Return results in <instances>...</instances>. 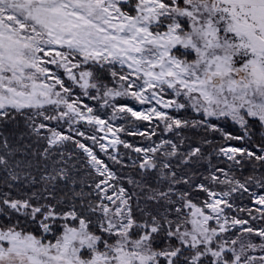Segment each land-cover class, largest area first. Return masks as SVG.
<instances>
[{
  "label": "snow or ice",
  "instance_id": "snow-or-ice-1",
  "mask_svg": "<svg viewBox=\"0 0 264 264\" xmlns=\"http://www.w3.org/2000/svg\"><path fill=\"white\" fill-rule=\"evenodd\" d=\"M0 184V264H264V0H0Z\"/></svg>",
  "mask_w": 264,
  "mask_h": 264
},
{
  "label": "trees",
  "instance_id": "trees-1",
  "mask_svg": "<svg viewBox=\"0 0 264 264\" xmlns=\"http://www.w3.org/2000/svg\"><path fill=\"white\" fill-rule=\"evenodd\" d=\"M140 124H141L142 126H145V127L147 126V122H140ZM12 127H13L12 125H9V131L12 130ZM65 127H66V126H65ZM82 127H84V126H82ZM188 135H189V136H193L192 133H189ZM121 138H122V139H128V140H130V141L133 142V143H139V142H140V138H139L138 136H137V137H129V136H127L125 133H121ZM209 138H210V139H215V140H216L217 147H219V146H225V147H226V146H228V145L237 146V143H238V142H236V141H224L223 143H221V141H222V137H220L219 134H217L216 137H209ZM80 139H82V141H83V138H80ZM84 142H86L89 146H92V142H91V141H84ZM69 147H71V146H69ZM118 147L120 148V150H121L122 152L124 151V149H123V145H120V146H118ZM94 150L97 152V155H98L100 158H102L105 162L111 164V161L108 160V157H107L106 154L101 153V152L99 151L98 148H95ZM213 162H214V163H217V161H216V159H215V156H213ZM222 162H223V158H221V161H220L219 163H222ZM225 167H226V165H225ZM247 174H248L247 172L244 173V175H247ZM0 191H7V188L4 187L2 184H0ZM12 192H13L14 195L17 194L15 188L12 190ZM199 198H200V199H203V196L201 195Z\"/></svg>",
  "mask_w": 264,
  "mask_h": 264
},
{
  "label": "rangeland",
  "instance_id": "rangeland-1",
  "mask_svg": "<svg viewBox=\"0 0 264 264\" xmlns=\"http://www.w3.org/2000/svg\"><path fill=\"white\" fill-rule=\"evenodd\" d=\"M118 99H120L122 102H129L130 105L136 107V109L139 110V105L136 104L135 101H128L127 98H118ZM121 123H123V121H121ZM97 135H98V138H99V137H101L103 134H102V133H97ZM109 139H111V136H110V135H109ZM228 146H229V145H228ZM226 147H227V146H226ZM99 158H100V157H99ZM101 159H102V158H101ZM254 190L259 191L258 188L254 189ZM238 199H239V198H238ZM245 203L248 204V205L250 206V205H251V200H250V198H246ZM240 218L244 219V218H248V217H247V215L245 214L244 216H241ZM249 220H250V223H259V221H252L250 218H249Z\"/></svg>",
  "mask_w": 264,
  "mask_h": 264
}]
</instances>
